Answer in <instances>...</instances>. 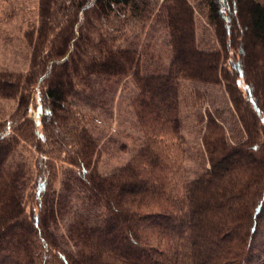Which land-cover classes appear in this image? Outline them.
I'll list each match as a JSON object with an SVG mask.
<instances>
[{"label":"trees","instance_id":"trees-1","mask_svg":"<svg viewBox=\"0 0 264 264\" xmlns=\"http://www.w3.org/2000/svg\"><path fill=\"white\" fill-rule=\"evenodd\" d=\"M197 5L218 46L197 39L193 0H162L143 20L163 21L169 60L149 72L150 43H121L146 0H40L29 70L0 69V97L19 101L0 122V264H264V0ZM92 75H131L138 89L130 105L141 147L109 173L98 169L91 115L71 99ZM182 79L224 87L235 118L227 127L207 113L209 166L180 183L181 154L171 149L184 151ZM37 90L39 122L31 112ZM65 165L87 192L61 235L68 201L54 181ZM199 240L215 253L200 255Z\"/></svg>","mask_w":264,"mask_h":264},{"label":"rangeland","instance_id":"rangeland-1","mask_svg":"<svg viewBox=\"0 0 264 264\" xmlns=\"http://www.w3.org/2000/svg\"><path fill=\"white\" fill-rule=\"evenodd\" d=\"M146 1L145 14L141 13L139 17L128 22L121 43L139 45L150 43L149 49L152 52L150 56H146L145 66L148 67L147 71L156 72L155 65L159 59L164 62L169 60L168 30L163 21L157 19L154 14L144 23L143 17L152 9L153 12L157 11L162 0ZM193 2L196 5L197 39L203 48L217 47L216 34L208 17L197 5V0ZM39 6L40 0H0V69L22 72L29 70L33 49L29 35L31 31H36L40 24ZM182 80L181 133L184 135V145L179 146L184 151L182 153L178 152V148L171 149V153L177 151L181 154L177 159V167L181 172L178 177L180 183L185 179L194 180L209 166L202 140L207 113L210 111L218 115L227 127L234 125L232 121L235 118L232 103L224 87H207ZM238 83L243 90L246 89L242 73ZM198 89L203 90L201 94H197ZM137 92L131 75H115L109 78L105 75H92L89 87L78 89L71 97L76 107L91 115L88 127L99 142L98 169L102 173H109L126 164L141 147L138 121L130 105L132 96ZM41 101V95L37 90L31 112L38 122L41 120ZM18 104V98L0 97V122L10 118L17 110ZM64 167L59 170L54 181L58 196L68 201L64 211L59 213L56 229L61 235L66 231L74 211L81 209L87 192L74 178L77 169L69 165ZM69 179L70 183H65ZM212 201L209 202V208L215 204ZM94 207L91 208V216L94 214L96 208ZM62 240L69 244L66 238ZM199 243L206 250L205 254L202 252L200 255L215 253L205 240H199Z\"/></svg>","mask_w":264,"mask_h":264}]
</instances>
